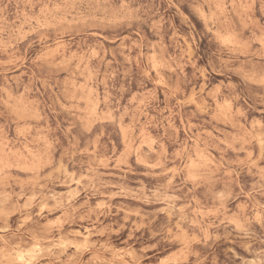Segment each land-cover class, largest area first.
Here are the masks:
<instances>
[{"label": "clouds", "instance_id": "9594fccd", "mask_svg": "<svg viewBox=\"0 0 264 264\" xmlns=\"http://www.w3.org/2000/svg\"><path fill=\"white\" fill-rule=\"evenodd\" d=\"M0 264H264V0H0Z\"/></svg>", "mask_w": 264, "mask_h": 264}]
</instances>
